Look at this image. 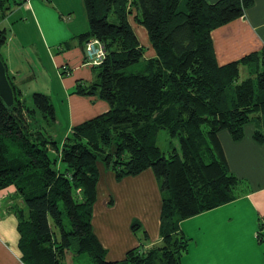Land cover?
Listing matches in <instances>:
<instances>
[{
  "label": "trees",
  "instance_id": "obj_1",
  "mask_svg": "<svg viewBox=\"0 0 264 264\" xmlns=\"http://www.w3.org/2000/svg\"><path fill=\"white\" fill-rule=\"evenodd\" d=\"M83 2L89 29L80 37L99 40L106 57L93 67L95 81L75 94L98 96L108 111L74 126L61 144L42 123L55 122L50 99L34 93L27 103L0 58L14 97L10 108L0 100V190L13 186L26 210L18 226L22 262L63 264L69 253L86 254L90 264H180L189 240L179 224L234 201L241 184L218 133L239 142L254 124V141H264V50L219 66L210 36L242 18L253 0ZM8 5L0 0V19ZM129 19L145 29L153 58L144 59ZM7 39L0 29V48ZM161 130L177 147L157 146ZM100 168L116 181L152 171L161 197L159 244L106 260L91 226ZM139 228L136 221L130 226L134 234Z\"/></svg>",
  "mask_w": 264,
  "mask_h": 264
},
{
  "label": "crops",
  "instance_id": "obj_2",
  "mask_svg": "<svg viewBox=\"0 0 264 264\" xmlns=\"http://www.w3.org/2000/svg\"><path fill=\"white\" fill-rule=\"evenodd\" d=\"M204 1L214 4L218 0ZM49 3L53 11L35 0L8 5L9 10L0 19V29L8 36L0 48V58L22 96L40 93L50 99L55 110L51 125L64 129L61 144L74 126L106 113L108 105L96 95L75 94L78 85L85 87L95 81L93 67L83 65L85 42L80 36L89 26L81 0ZM129 23L145 48L144 59L153 58L145 29L130 19ZM210 36L219 66L260 53L264 50V0H253L242 18L215 29ZM39 55L48 62L51 73L45 79L32 68ZM253 131L254 127L247 125L239 142L226 131L218 133L228 169L241 184L234 201L179 224L180 232L189 240L180 264H264V141L257 144ZM103 172L100 168L91 226L106 250V260L120 261L139 245L147 250L159 244L161 197L152 171L147 169L121 181H116L113 173ZM25 213L13 186L0 190V264H24L18 226L19 216ZM135 221L140 225L136 234L130 229ZM71 255H65L64 263Z\"/></svg>",
  "mask_w": 264,
  "mask_h": 264
},
{
  "label": "rangeland",
  "instance_id": "obj_3",
  "mask_svg": "<svg viewBox=\"0 0 264 264\" xmlns=\"http://www.w3.org/2000/svg\"><path fill=\"white\" fill-rule=\"evenodd\" d=\"M35 1H37L40 4H43V6L46 7L45 9L53 11V8H51L52 5H49V4H51V3H49V0H35ZM182 1L185 2L186 0H182ZM81 2H82V5L84 7L83 0H81ZM69 3L71 4V2H69ZM8 4L9 5L10 4H14V1L13 0H8ZM84 11H85V7H84ZM63 18H65V20H66L67 17L64 16ZM130 21L132 23V19H130ZM135 32H136V29H135ZM138 37H139V40H140L141 37L139 35H138ZM143 62H144V60H141L138 64L134 65L133 67L128 68L127 69V73L136 72V69L137 68H140V66L143 65ZM47 67H48V62L41 55H39L37 62L35 63V65L32 68H33V70H35V73H36L37 76H40L41 75L40 77H42L43 79H45V75L46 74H50V76H51V73L49 72V69H47ZM32 68L30 69V75L33 76ZM44 68H45V70H44ZM244 73H243V76H244L243 78H245V76H246V74H244ZM34 78L35 77H33V79ZM30 96H31V94L24 95L23 96V99H25L27 101V103H29ZM53 96H54L53 97L54 100H57V95H53ZM42 123H43V127L46 129V131L49 133V135L53 139H55L57 143H59L60 142V139H61V136H62V133L64 131L63 126L55 127V126H52L51 123H44V122H42ZM252 126L254 127L255 125L253 124ZM56 138H58V139H56ZM169 143H172L173 145H175V147H177V141L175 139H170L168 137L167 133L164 130H161L158 133V136H157V143H156L157 146H159L162 150L165 151L168 148L167 146H168ZM51 156L52 157H55L56 155L54 153H52ZM59 167L61 169H64L63 164H61V163H59ZM105 172H110V170H106V171L104 170L103 173H105ZM102 180H103V176H102ZM244 187L247 188V185H244ZM106 204L109 205V202L106 203ZM139 231L140 230H137V232H139ZM71 263H73V264H90V262H89L88 257H87L86 254L71 255L70 260H68L67 264H71ZM63 264H66V263H63Z\"/></svg>",
  "mask_w": 264,
  "mask_h": 264
},
{
  "label": "built area",
  "instance_id": "obj_4",
  "mask_svg": "<svg viewBox=\"0 0 264 264\" xmlns=\"http://www.w3.org/2000/svg\"><path fill=\"white\" fill-rule=\"evenodd\" d=\"M28 3L29 0H24ZM85 59L84 66L97 67L103 63L106 57V51L103 45L97 39H90L84 46ZM63 70H66L63 68Z\"/></svg>",
  "mask_w": 264,
  "mask_h": 264
},
{
  "label": "water",
  "instance_id": "obj_5",
  "mask_svg": "<svg viewBox=\"0 0 264 264\" xmlns=\"http://www.w3.org/2000/svg\"><path fill=\"white\" fill-rule=\"evenodd\" d=\"M0 100L10 108L14 104L13 91L7 79L5 67L0 59Z\"/></svg>",
  "mask_w": 264,
  "mask_h": 264
}]
</instances>
